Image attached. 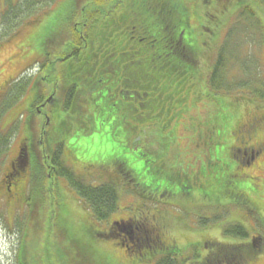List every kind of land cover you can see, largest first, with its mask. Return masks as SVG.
<instances>
[{"label":"trees","instance_id":"16d2710c","mask_svg":"<svg viewBox=\"0 0 264 264\" xmlns=\"http://www.w3.org/2000/svg\"><path fill=\"white\" fill-rule=\"evenodd\" d=\"M219 3L220 8L216 7L214 2L209 6L218 8L221 13L228 9L227 3ZM206 4L208 3H197L191 8L188 7L189 0H82L70 4L65 2L71 12L69 21L77 22L78 26L77 29H72L71 43L63 56L77 49L78 56L73 57L71 53L59 63L63 81L80 76L83 84H90L87 86L90 89L106 94L111 90L114 97L119 88L114 90L113 82L108 78L112 75V78L121 80L122 72H126L125 85L140 90L142 94L149 93V86L156 88L161 96L159 100H164L166 107H170L168 118L171 119L159 125L149 126L144 123L139 126L133 123L122 126L115 115L116 111L121 114V104L116 98L113 102L117 105L101 108L104 113L102 117H98L100 113H96L95 124L88 116H81L79 122L75 120V116L69 120L65 119L59 135L69 141L64 155L66 157L64 161L52 158L51 162H46L49 166L51 163L55 165L57 171L53 172L50 167L46 170L42 157L35 159L42 172L38 177L44 176L45 179V171L50 172V176L46 177V196L49 200L43 202L42 208H47L48 201V205L53 203L54 208L62 212L63 207L58 205L55 195L59 190L58 185H55L56 177L60 173L79 198L81 209L92 214L98 222L104 223L117 211L118 190L123 187L140 197L143 192L150 190L157 196L163 189L173 196L191 191L193 198L200 195L203 200H211L212 196L206 188L212 186L214 181L219 186L217 192L231 193L225 197L226 200L246 199L250 192L255 193L253 181L238 174L237 169L232 167L231 151L235 149L234 138H238L246 130H257L259 123H264V115L261 116L256 109L251 116L246 115L252 107L245 106V103H251L250 96H253L254 103L264 108V73L261 72L262 63L259 56L260 47H264L263 35L261 29L253 31L239 22V26L234 24L228 29L219 24L216 26L212 21V28L205 32ZM252 45L257 48L250 50ZM85 79L89 81L86 82ZM36 83H33L34 86ZM122 86L123 82L120 87ZM121 96L120 98H126L125 94ZM134 99L137 100V97L134 96ZM152 99L155 101L156 98ZM131 104L123 106L133 116ZM160 109L162 107L155 112H160ZM107 117L108 121L103 123ZM250 117L253 119L250 120ZM227 123L234 126L228 135L223 130ZM146 128L153 132H164V140L156 136L150 138L158 151L165 150L167 156H160L155 160L153 155L142 154L143 157L139 159L140 150L132 151L128 148L133 146L130 142L136 134L145 137L147 132H150L146 131ZM141 129L145 130L146 134H143L145 132ZM202 136L210 141V145L206 147L209 156L200 158V161L194 157L200 149L197 148V143ZM51 137L52 130L49 137L50 148L56 144L55 136L53 139ZM227 137L231 139L230 145L223 148ZM172 141H179L182 146L187 145L185 150H188L194 160L184 159V155L169 154ZM94 143L101 148L104 146L103 149L90 150ZM125 152H128L125 158L127 178L122 181L131 183L117 187L115 182L119 179L108 170L115 169L119 173L121 165L120 161L116 160L124 156ZM215 159H220L223 167L217 163L210 164V160ZM195 164L198 171H190L194 169ZM67 167H71L72 172ZM203 167H206V170ZM235 173L237 174L232 176ZM196 189H200L198 194L194 192ZM148 196L152 197L150 194ZM34 205L35 203L32 207ZM40 209L38 204L37 212ZM75 212L72 217L84 218L79 211ZM80 220L85 222L84 219ZM231 228L239 231L240 237L245 236L242 226ZM170 238L171 236H168L166 243L160 245L159 248L164 246L163 250H166L160 255H167L170 251L182 260L186 259L188 254L184 252L185 246L177 245ZM149 252L143 251L137 258H146L150 255ZM113 254L110 260L123 264V258L120 260ZM155 254L159 256L158 253ZM121 255L127 261L125 264H128L130 258ZM254 257L250 250H246L241 262H250ZM164 259L167 260L168 257ZM155 263L166 264L162 258L155 260Z\"/></svg>","mask_w":264,"mask_h":264},{"label":"flooded vegetation","instance_id":"af4514ba","mask_svg":"<svg viewBox=\"0 0 264 264\" xmlns=\"http://www.w3.org/2000/svg\"><path fill=\"white\" fill-rule=\"evenodd\" d=\"M38 1L41 3L39 8L32 7L33 0H0V54L8 53L2 62L4 68L0 67V70L5 71L6 67L9 68L17 63L21 64L15 73L0 74V194H2L0 201L4 202L5 208L10 206L21 210L19 214L14 213L11 216V221L18 227L22 221H30L33 217L32 212L36 211V207L38 208L36 190L44 189L46 195V177L50 176V172L45 171V179L44 176L38 177V174H42V172L35 159L39 156L42 157L45 169L48 170L50 167L55 172L57 171L56 166L52 163L49 166L46 162H51L52 158L58 160L60 158L64 161V157H66L64 155L69 141L66 137L61 138L59 135L65 119L69 120L75 116V120L79 122L81 116H88L95 124L96 113H100L98 117L104 115L102 107L117 105L113 102L114 98L121 104L122 115L117 111L115 115L122 126L133 123L139 126L144 123L149 126L159 125L171 119V117L168 118L170 107H166L164 100H159L161 96L156 88L149 86V93L142 94L140 90L128 86V84L125 85L126 72H122L121 80L112 78V75L108 78L113 82L114 90L119 88V93L117 92L114 97H112L111 90L106 94L102 91L97 92L96 89H90L87 87L90 84H83L80 76L64 82L63 72L58 67L59 63L63 62L71 53L73 57L78 56V49L63 56L64 51L68 50V45L71 43L72 29L78 26L77 22L69 21L71 12L70 8L65 6V2L70 4L71 2H81V0ZM36 9L39 10V14L32 17V13ZM36 17L37 19H35ZM39 45L40 47H38ZM32 61L38 62L40 65V68L34 73L39 71L37 75L40 80L39 87L34 86L33 79L30 77L29 66ZM85 81L89 80L85 79ZM92 82L95 81L92 80ZM122 82L123 86L120 87ZM102 84L104 85L103 81ZM122 94H125L126 98H120ZM134 96L137 97V100L134 99ZM152 97L156 98L155 101ZM131 102L135 104L132 105ZM123 104H131L132 110H134L133 116L125 110ZM81 106L84 107V111H77ZM160 107H162L161 111L155 112ZM112 113L115 112L112 111ZM108 118H104L102 122H107ZM252 119L253 117H250V120ZM51 130L53 134L51 139L55 136L56 143L52 145V148L49 147ZM146 131H150V133H147L145 137L142 134H136L130 142L133 146H128V148L132 151L140 150L141 157L138 156L139 159L143 155L150 154L156 160L161 154L150 137L156 136L164 140V132H153L147 128ZM253 131L246 130L244 135L240 134L238 138H234L236 146L231 151V158L236 164L240 162L238 168L250 166L253 169H261L264 142L261 139H254L257 130ZM9 132L12 134L10 135ZM254 141L256 142L254 143ZM125 150H127L126 147ZM7 153L9 155L8 162L4 165L6 158L4 154ZM127 153L125 152L124 156L118 157L116 160V162L120 161L121 165L119 173L115 169L108 170L119 179L115 182L117 185L127 186L128 183H131L122 181L127 178L125 177ZM148 160L150 161V158ZM212 163L223 167V162L220 159L210 160V164ZM3 165L4 167H2ZM203 168L206 170V167ZM236 174H232V176ZM239 174L248 176L257 187L256 176L247 173ZM212 184L216 185L218 191V184L214 181ZM149 192H143L142 198H137V200H153V209L148 208L147 204L142 202L140 207H129L126 212L117 213L115 211L110 215V217L116 216L117 219L108 222L106 232L110 237L115 236L120 240L119 245L123 247L122 251L125 254L138 256L143 251L149 250L150 255L145 258L148 260L145 264H155L154 261L160 258L165 262L164 257L166 256L168 257L166 264H179V260L181 264H187L188 260V264H241L246 250L252 251L254 248L264 250V208L261 200L253 198V195L250 194L246 199L227 200V205L229 207L237 206L238 214L249 223V226L246 227L247 238L245 241L240 244H230L203 239L196 247L197 252L193 260H190L191 254H188L184 260L170 251L167 255H160L166 251L163 250L164 246L159 248L160 245L166 243V239L171 236L172 232H176V229L171 226V222L180 219V215H176L174 209L185 210L198 207L194 201L195 198L200 199L203 204L206 200L200 198V195L193 198L191 191L177 196H173L163 189L157 196L151 190ZM148 194L152 197H149ZM33 203L35 205L32 207ZM39 205L42 213L45 208H42L43 203ZM22 215L24 220L21 219ZM204 217L207 218L206 214ZM200 218H202L201 215ZM189 230L194 232L192 225H187L183 233ZM192 244L195 245V243ZM200 244H202L201 247H199ZM155 253H158L159 256Z\"/></svg>","mask_w":264,"mask_h":264},{"label":"rangeland","instance_id":"374dc122","mask_svg":"<svg viewBox=\"0 0 264 264\" xmlns=\"http://www.w3.org/2000/svg\"><path fill=\"white\" fill-rule=\"evenodd\" d=\"M250 3H252L254 9ZM243 4H245L244 6H249L253 11H255V21H258L263 27L262 46H264V0H239L237 1L236 7H240ZM231 12L232 11H225L224 14H220L221 27L224 28L226 26L229 18L227 14H230ZM244 13L249 14L245 9ZM38 47H40V45ZM256 48V46L252 45L250 50H255ZM7 54H0L1 68L3 67L2 62ZM259 54L262 63L261 72L263 71L264 73V48L260 47ZM20 66V63L11 65L9 68L6 67L5 71L0 70V74L7 72L15 73ZM254 100L255 98L250 96L251 103H253ZM77 111H84V107L81 106ZM227 124L228 125L224 126L223 130L228 135L234 126L230 123ZM147 133L149 134L150 132ZM11 134L12 133H10V135ZM254 139L264 140V123H259V126H257V134ZM230 141L231 140L227 137V139L223 142V148L225 146H229ZM255 142L256 141H254V143ZM181 144L182 143L179 141H176V143L175 141H172L169 154L174 156L176 154H178V156L185 155L187 153V149L185 150L187 145L183 144L184 146H182ZM103 147L104 146L101 148L100 145L94 143L90 150H95V148H100L101 150ZM159 153L161 156L168 155L165 150H159ZM138 154L139 157H141L139 151ZM4 155L6 157L4 162L5 165L8 162L9 155L8 153ZM165 159L168 160V158ZM4 165L2 167H4ZM231 165L232 167H235L236 163L232 160ZM190 171L197 172L198 166L195 164L194 169H191ZM243 172L247 174L253 173L257 176V193L260 197H258V200L261 199L264 208V157L262 159V166L259 172L255 171L254 173L250 166L246 167ZM66 187H68L66 183L64 181L62 183L61 181L59 185V192L57 191L55 193L58 205L61 204L63 207L62 212L57 208H54L55 205L53 203H49L48 205L47 201V208L41 214L39 212V217L32 218L28 222L22 221L19 223L18 230L17 226L11 221V216L14 213L19 214L21 210L10 206L4 210V214L0 210V264H120L113 263L110 260L112 255L111 245L114 240L102 236L98 231V228L100 227L105 230L107 224H97V222L93 221V223L97 224L98 227L91 229L89 225H87L86 221L84 222L83 220H80L79 216H77V218L71 216L73 212L76 213L75 210H80H78L79 207L77 205L79 204L80 206V203L76 200L75 193ZM199 190L200 189H196L194 192L198 194ZM206 190L210 192L212 196L211 200H206L203 204L200 199L195 198L194 201L198 204V207L185 210L174 209L176 212L175 214L180 215V219L171 222V226L176 229V232L171 233V238L177 245H187V250H190V253L193 256L196 255L197 248L192 243H201L203 239L213 241H215V239L226 240L227 235L224 234V232H222V228L219 227L220 223L231 221L234 223L240 222L243 226H249V223L243 219V216H239L238 211H236L235 208L230 209L225 206H217L221 202L217 198L216 185L212 184V186H208ZM36 191L38 193L37 202L39 204H42L48 199L44 194V189ZM0 196L2 197V194H0ZM129 199V193H126L125 190H120L117 202V213L121 211L126 212L128 210L130 203ZM208 205L210 206V214H212V217L216 219L212 220V217L209 219L204 217L207 212ZM35 209L36 212H32V214H37L38 208ZM200 215L202 218H200ZM21 219L24 220V217L21 216ZM115 219H117V217L112 216L110 221L113 222ZM205 221L206 225L211 226L212 229H209L208 231L200 229V224ZM186 223L193 226L194 232L189 230L183 233L185 227H187L183 224ZM84 224H86L85 227L83 226ZM65 227L67 229H64ZM15 230H17V245L15 243L16 238H14ZM7 235H10L11 238L9 239ZM201 245L202 244H200L199 247H201ZM14 253L16 255L13 256ZM127 256L130 258L128 260V264H145V262L148 261L145 258L138 259L136 255ZM117 257H119L120 260L123 258L121 260L123 264L127 262L120 253H117ZM166 261L167 260H165V263ZM251 264H264V251H261L256 259L251 261Z\"/></svg>","mask_w":264,"mask_h":264}]
</instances>
